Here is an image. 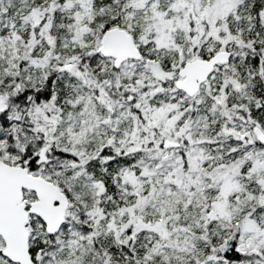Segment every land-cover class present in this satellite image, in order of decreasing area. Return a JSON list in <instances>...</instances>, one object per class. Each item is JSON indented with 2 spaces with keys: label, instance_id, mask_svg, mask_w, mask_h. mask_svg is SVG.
Instances as JSON below:
<instances>
[{
  "label": "snow or ice",
  "instance_id": "1",
  "mask_svg": "<svg viewBox=\"0 0 264 264\" xmlns=\"http://www.w3.org/2000/svg\"><path fill=\"white\" fill-rule=\"evenodd\" d=\"M0 264H264V0H0Z\"/></svg>",
  "mask_w": 264,
  "mask_h": 264
}]
</instances>
